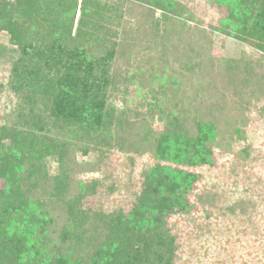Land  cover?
<instances>
[{"label": "trees", "instance_id": "trees-1", "mask_svg": "<svg viewBox=\"0 0 264 264\" xmlns=\"http://www.w3.org/2000/svg\"><path fill=\"white\" fill-rule=\"evenodd\" d=\"M219 1L228 14L217 30L264 52V0ZM147 5L162 12L151 24L155 39L147 48L157 51L159 61L168 65L169 49L175 46L172 38L179 37V31L171 26L165 30L161 24L170 22L166 14L178 11L163 0H0V31L8 38L2 49L11 57L8 84L19 98L18 120L10 127L0 125V264H170L174 259V238L164 221L186 207L187 191L198 179V173L187 167L214 165L218 151L216 122L203 119L204 110H195L192 122H182L183 127L160 98L167 83H176L174 79L148 90L165 119L154 138L159 161L143 174V186L128 214L73 212L78 221L90 216L103 225L104 232L96 236L103 238L88 256L73 253L66 245L71 228L55 237L49 229L54 204L72 206L78 198L67 196L65 184L71 151L87 153L92 148L107 154L114 148V131L126 125L128 111L115 107L110 97L120 82L145 74L139 64L129 76L116 64L134 60L135 47L144 42L138 34L131 35L135 23L130 18L131 13L134 21L144 15ZM178 23L180 28L187 26ZM141 26L138 23L134 29ZM151 67L153 72L147 75L162 81L166 73L154 63ZM241 69L239 61L226 63V75L231 76L226 83L235 87L237 102L239 86L242 90L248 74L244 66ZM236 71L240 73L235 75ZM49 156L56 158L59 169L52 185L43 173ZM258 218L259 225L264 224ZM246 240L243 251L256 250Z\"/></svg>", "mask_w": 264, "mask_h": 264}, {"label": "rangeland", "instance_id": "rangeland-1", "mask_svg": "<svg viewBox=\"0 0 264 264\" xmlns=\"http://www.w3.org/2000/svg\"><path fill=\"white\" fill-rule=\"evenodd\" d=\"M163 1L178 11L166 14L170 22L161 24L165 30L171 26L179 31L178 39L172 38L175 46L169 49L168 65L164 59L159 61L157 51L149 49L155 39L151 24L160 20L162 12L147 5L144 15L135 21L131 13L129 18L135 23L131 35L138 34L144 42L135 47L134 60L119 62L116 68L128 71L129 76L139 64L140 72L145 74L120 82L119 90L110 97L115 107L128 111L126 125L114 131V148L107 154L92 148L87 153L71 151L65 184L67 196L78 198L72 206L60 201L54 204L49 229L55 237L60 230L71 228L66 245L74 249L73 253L88 256L103 238L96 237L104 232L103 225L90 216L78 221L73 212L76 216L86 209L128 214L143 186V174L159 161L154 138L163 129L165 119L160 108L153 106L148 90H157L166 79H174L176 83H167L166 93L160 98L181 124L191 123L195 110H204L203 119L216 122L218 151L214 165L187 167L198 173V179L187 191L186 207L164 221L175 245L170 264H251L255 259L264 264V224L255 220L264 219V52L217 30L220 20L228 14L219 0ZM178 21L187 26L180 28ZM138 23L142 26L136 31ZM7 40L0 31V125L6 123L10 127L18 120L19 98L8 84L11 57L2 49ZM197 48L204 52L197 55ZM231 59L241 63L242 71L243 66L248 71L242 90L239 86L238 102L235 87L226 83L231 76L226 75L225 67ZM153 63L166 73L162 81L160 76L153 80L151 74L147 75L153 72ZM164 96L169 100L165 101ZM5 145L8 150L10 145ZM43 173L52 185L59 173L55 157H47ZM245 240L256 250L243 251Z\"/></svg>", "mask_w": 264, "mask_h": 264}]
</instances>
